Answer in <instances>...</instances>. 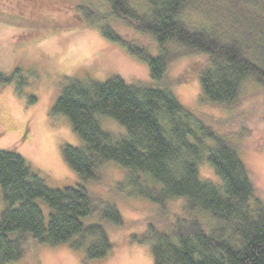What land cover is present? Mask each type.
Wrapping results in <instances>:
<instances>
[{"label":"trees","instance_id":"obj_1","mask_svg":"<svg viewBox=\"0 0 264 264\" xmlns=\"http://www.w3.org/2000/svg\"><path fill=\"white\" fill-rule=\"evenodd\" d=\"M18 1L5 0V8L0 4V21L27 31L28 39L50 31L33 18L26 21L27 13L17 6L25 5L34 13L41 7L39 15L49 21V15L64 4L74 8L81 21L70 26L58 23V28H88L113 17L151 34L159 49L151 55L104 25L105 37L148 65L152 82H127L116 75L104 82L71 77L62 85L52 113L66 116L83 142L81 148H63L65 161L82 183L51 187L16 148L0 149L4 207L0 264L25 259L29 240L57 245L75 237L73 247L81 252L84 264L103 263L114 252L106 224L127 226L117 206L98 200L88 187L99 181L100 168L110 162L126 170L125 182L133 196L164 207L172 199L185 201L184 213L167 208L159 212L174 217L171 227L150 222L145 234L134 237L151 242L155 264H264V206L255 199L248 167L230 140L182 104L162 80L179 56L168 46L179 44L209 56L199 81L203 99L211 104L236 106L249 79L264 85V0H146L148 12H140L128 0H103L101 7L109 14L101 11L97 0ZM7 8L23 19H8ZM187 9L198 12L207 26H190L183 19ZM32 77L34 73L26 74L21 68L11 72L0 68V89L16 83L17 93L22 94ZM36 101L32 96L31 103ZM101 116L121 124L126 135L106 131ZM205 161L221 184L200 177ZM39 200L51 210L48 222ZM203 213L218 224L207 229ZM91 215L96 222L86 224Z\"/></svg>","mask_w":264,"mask_h":264},{"label":"rangeland","instance_id":"obj_2","mask_svg":"<svg viewBox=\"0 0 264 264\" xmlns=\"http://www.w3.org/2000/svg\"><path fill=\"white\" fill-rule=\"evenodd\" d=\"M10 1L20 2L7 0L8 4ZM128 1L140 12L149 11L146 0ZM102 3L103 0H97L96 4L104 14H109V9H102ZM0 4L5 8V0H0ZM17 8L19 12L27 13L26 21L33 18L31 21L37 20L42 29L48 26L50 33L31 40L26 38L27 31L0 21V68L11 72L17 67L36 76L31 78L22 94L17 93L16 83L0 89V149L16 148L51 187L75 186L82 183V179L65 161L63 148H81L83 142L66 116L52 113L62 85L71 77L104 82L116 75L127 82H152L148 65L124 46L105 37L102 32L104 25H110L127 41L143 46L151 55L158 53L159 46L151 34L140 32L113 17L93 27L61 29L57 26L80 24L81 19L73 12L74 8L64 4L57 7L56 13L49 15V21L39 15L41 7L35 13L25 5ZM4 11L7 12L8 8ZM0 15H3V10H0ZM6 17L23 19L22 15L13 12H7ZM183 19L195 28L207 26L205 18L193 9L185 10ZM55 28L60 31H53ZM168 48L177 51L179 56L171 61L162 80L170 85L182 104L196 111L238 149L249 169L255 199L264 206V85L249 79L244 83L241 100L236 106L211 104L203 99L199 81L209 56L197 51L189 52L179 44H170ZM32 96L37 98L34 103H31ZM103 117L101 120L106 131L117 137L126 135L121 124ZM99 173V181L89 184L90 191L98 200L117 206L127 223L125 227L106 224L114 252L101 264H155L151 242H141L134 237L145 234L150 222L160 227H171L174 217L159 215V212L167 208L171 212L184 213V199H172L164 207L133 196L132 188L125 182L126 170L114 162L103 165ZM200 177L221 184L206 161L200 165ZM38 202L48 222L51 210L44 201ZM3 208L0 202V211ZM201 216L207 229L218 224L206 213ZM84 221L87 224L96 222V219L91 215ZM77 239L57 245L29 240L25 259L10 264H84L81 252L73 247ZM88 264L94 263L90 261Z\"/></svg>","mask_w":264,"mask_h":264}]
</instances>
